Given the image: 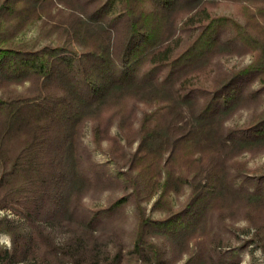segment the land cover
Wrapping results in <instances>:
<instances>
[{"label": "trees", "instance_id": "16d2710c", "mask_svg": "<svg viewBox=\"0 0 264 264\" xmlns=\"http://www.w3.org/2000/svg\"><path fill=\"white\" fill-rule=\"evenodd\" d=\"M221 4L245 20L213 16ZM255 18L264 0H0V210L67 232L35 240L43 257L215 263L211 221L229 208L262 230L264 252V181L229 172L264 153ZM242 53L247 65H222ZM112 140L136 144L123 164L97 158Z\"/></svg>", "mask_w": 264, "mask_h": 264}, {"label": "rangeland", "instance_id": "374dc122", "mask_svg": "<svg viewBox=\"0 0 264 264\" xmlns=\"http://www.w3.org/2000/svg\"><path fill=\"white\" fill-rule=\"evenodd\" d=\"M210 12L213 16H232L242 21L246 18V14L240 7L231 4H221L212 8ZM252 23L259 31L260 27L264 26V20L260 18L253 19ZM221 61L223 66L237 69L247 65L250 56L242 53ZM10 88L13 89V87ZM109 143H102L103 147L107 145L111 147L107 148L104 155H99L98 160H104L105 157L112 158L111 152L108 153V149H110L117 151L119 159H122L119 163L123 164V154L129 151L133 152L136 148L135 143L129 148H125L122 142L117 143L112 140ZM240 162L246 164L245 167L235 166L232 168L229 165L231 174H237L242 180L249 178L254 182L264 181V153L247 155ZM176 198L180 207L186 204L185 194H180ZM151 202L145 204L147 212L151 209ZM129 217V222L124 230H130L133 225L130 214ZM218 219L213 218L211 221L214 222V236L211 239L210 254L216 262L212 261L209 264H264V252L259 247L262 230L249 226L243 219L240 209L224 210ZM0 230V264H52L42 256L39 248L35 245V240L46 245L60 246L68 239L67 232L54 222H26L10 210H0ZM88 251V261L92 264H113V255H110L109 259L100 250L92 251L89 248ZM129 252L128 248L124 249L120 264H134L133 259L128 256ZM168 257L167 264H185L179 256L172 254ZM217 257L220 260H217Z\"/></svg>", "mask_w": 264, "mask_h": 264}]
</instances>
